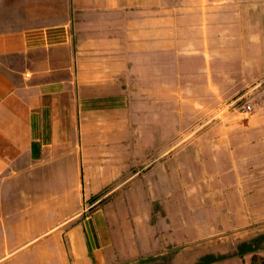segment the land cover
<instances>
[{"label": "crops", "instance_id": "1", "mask_svg": "<svg viewBox=\"0 0 264 264\" xmlns=\"http://www.w3.org/2000/svg\"><path fill=\"white\" fill-rule=\"evenodd\" d=\"M143 7L148 0L0 5V264H112L127 228L116 200L144 187L173 200L186 186L176 185L173 145L159 151L172 134L157 132L154 116L146 131L117 72L100 79L84 63L120 62L128 42L157 47V20L128 38V14Z\"/></svg>", "mask_w": 264, "mask_h": 264}, {"label": "rangeland", "instance_id": "2", "mask_svg": "<svg viewBox=\"0 0 264 264\" xmlns=\"http://www.w3.org/2000/svg\"><path fill=\"white\" fill-rule=\"evenodd\" d=\"M145 8L128 14V38L157 20V47L128 42L120 62L84 63L100 79L117 72L142 105L146 131L154 116L156 131L172 134L159 151L173 145L176 185L186 186L173 200L146 187L114 199L127 228L112 264H264V0H148Z\"/></svg>", "mask_w": 264, "mask_h": 264}, {"label": "built area", "instance_id": "3", "mask_svg": "<svg viewBox=\"0 0 264 264\" xmlns=\"http://www.w3.org/2000/svg\"><path fill=\"white\" fill-rule=\"evenodd\" d=\"M250 110H251V106L249 104L243 107L244 112H249Z\"/></svg>", "mask_w": 264, "mask_h": 264}]
</instances>
